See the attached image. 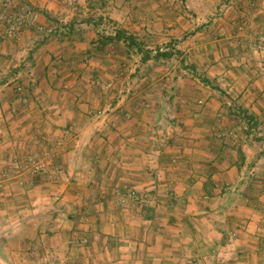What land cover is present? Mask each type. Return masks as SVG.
<instances>
[{
  "label": "rangeland",
  "instance_id": "1",
  "mask_svg": "<svg viewBox=\"0 0 264 264\" xmlns=\"http://www.w3.org/2000/svg\"><path fill=\"white\" fill-rule=\"evenodd\" d=\"M206 1L0 0V153H10L8 158H0L5 166L0 173L1 228L8 227L6 232L15 229V216L27 215V193L33 192L29 185L47 187L43 193L47 191L46 197L52 200L60 195L54 190L64 186L60 196L64 203L58 208L53 204L46 213L61 210L62 223L58 224L65 231L78 224L81 234H76L75 239L80 247L92 244L91 229L101 228V222L96 223L95 217H91L101 213L104 201H112L115 206L144 202V196L135 188L119 184L110 189L113 186H109V168L120 169L128 162L125 158L109 160L100 154L95 167L90 163L92 174L86 172L76 181L69 175L42 169V165L55 164L58 160L50 156L49 150L55 145L38 142L40 136L54 139L62 130H69L68 136L76 135L85 129L89 118L100 121L115 107L113 125L96 126L97 138L123 127L125 112L117 111L126 108L133 117L139 113H145L148 120L156 117L161 140L155 146L166 149L169 143L171 148L174 144L173 138L163 135L170 127L165 124L170 119L169 109L183 111L214 97L222 108L220 118L224 123L218 139L226 162L247 164L243 174L226 176L229 185L222 192L230 199L237 190L251 199L264 198V159L259 157L264 150V130L240 109L217 79L206 76L196 48L201 37L208 36L217 42L223 36L218 32L219 23L214 22L218 16L213 11L214 3L200 5ZM204 6L206 9L199 13L197 9ZM117 31L125 33L120 40L115 37ZM128 35L142 50L125 43ZM158 51L168 52L170 56L157 57ZM63 105L66 111L62 115ZM67 116L79 119L78 126L72 127L75 130L54 124L57 118ZM4 118H29L33 122L10 129L1 121ZM175 127L183 128L178 124ZM243 139L244 143H250V139L255 143L247 161L238 145ZM131 192L137 199L129 196ZM36 194L39 198V191ZM262 211L264 206H258L257 213ZM72 215L81 220L76 224L70 222ZM100 240H95L98 246L103 245ZM50 245L47 238L37 239L31 256L27 250L21 251L10 256L12 261L8 264H27L28 257L38 259L42 252H46L50 264H87L86 258L67 260L65 251L61 257L62 249L58 247L55 251ZM3 247L19 251L27 245L1 237L0 251ZM103 261L100 259L99 264Z\"/></svg>",
  "mask_w": 264,
  "mask_h": 264
},
{
  "label": "crops",
  "instance_id": "2",
  "mask_svg": "<svg viewBox=\"0 0 264 264\" xmlns=\"http://www.w3.org/2000/svg\"><path fill=\"white\" fill-rule=\"evenodd\" d=\"M207 2L215 5L213 11L218 16L214 22L219 23L218 32L223 36L217 42L208 36L201 37L196 45L206 76L217 79L240 109L264 130V49L253 47V39L264 33V0H222L220 3L208 0L200 5ZM204 9L206 6L197 10L202 13ZM203 33L205 30L201 36ZM201 104L185 107L183 111L169 109L170 119H166L165 124L170 127L163 135L173 138L172 148L171 143L166 149L155 146L161 140L156 117L145 119V113L133 117L126 108L117 111L125 112L120 131L97 138L96 126L113 125L112 114L116 107L100 121L87 118L85 129L76 135L68 136L69 130H62L54 139L40 136L38 142L55 145L49 151L50 156L58 160L55 164L42 165V169L69 175L74 181L86 172L92 174L90 163L95 167V159L100 154L109 160L128 159L118 170L115 166L109 168V186L120 184V187L135 188L144 196V202H131L126 206H115L112 201L99 202L102 203L101 213H95L91 219L95 217L96 223L101 222V228L90 230L92 246L80 247L75 239L76 234H81L76 224L79 216L72 215L70 222H75L76 226L65 231L58 224L62 223L61 210L46 213L53 204L57 208L62 206L64 200L60 196L64 186L54 190L60 195L52 200L46 197L47 191L43 193L47 187L29 185L33 192L27 193V215L15 216V229L6 232L8 227H0V238H13L27 248L16 251L3 247L0 263H10V256L24 250L31 256L37 239L47 238L52 249H62L61 257L65 251L67 260L86 258L87 264H99L100 259L104 260L103 264H264V212L257 213V207L264 206V198L251 199L238 190L232 194L233 198L225 197L222 191L229 185L225 182L226 176L243 174L247 164L226 162L222 142L218 139L224 123L220 118L221 104L214 97ZM64 111L65 105L61 107L62 115ZM67 117L57 118L54 124L75 130L72 127L78 126L79 119ZM1 121L10 129L33 122L29 118ZM177 124L183 128L178 130ZM82 144L87 145L81 147ZM238 145L247 161L255 143L251 139L250 143H244L243 139ZM9 156L10 153H0V158ZM259 157L264 159V150ZM2 163L0 173L5 168ZM96 239H101L103 245L98 246ZM32 258H27V264H48L50 260L46 252H42L39 260Z\"/></svg>",
  "mask_w": 264,
  "mask_h": 264
},
{
  "label": "trees",
  "instance_id": "3",
  "mask_svg": "<svg viewBox=\"0 0 264 264\" xmlns=\"http://www.w3.org/2000/svg\"><path fill=\"white\" fill-rule=\"evenodd\" d=\"M122 32L123 31H117V34L115 35V37L120 40L122 34H125L124 32L123 33ZM109 38H111V37H109ZM124 40L126 41L125 43L129 47L136 46L137 50H139V51L142 50L131 35H128L127 37H125ZM156 55H157V57H169L170 56V53L158 51ZM146 58H149V55H147Z\"/></svg>",
  "mask_w": 264,
  "mask_h": 264
},
{
  "label": "built area",
  "instance_id": "4",
  "mask_svg": "<svg viewBox=\"0 0 264 264\" xmlns=\"http://www.w3.org/2000/svg\"><path fill=\"white\" fill-rule=\"evenodd\" d=\"M253 47L255 49H260V50L264 49V33H260L259 35H257V37L253 41ZM129 196L131 198L137 199L134 192H131Z\"/></svg>",
  "mask_w": 264,
  "mask_h": 264
}]
</instances>
